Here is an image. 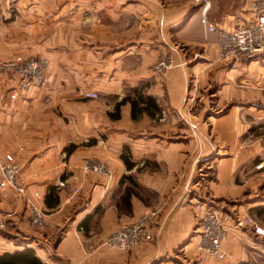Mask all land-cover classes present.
Listing matches in <instances>:
<instances>
[{
  "label": "crops",
  "instance_id": "1",
  "mask_svg": "<svg viewBox=\"0 0 264 264\" xmlns=\"http://www.w3.org/2000/svg\"><path fill=\"white\" fill-rule=\"evenodd\" d=\"M255 1L212 0L209 20L229 31L252 19ZM165 53L173 64L156 68ZM16 54L46 58L48 74L25 101L0 81V160L12 153L25 181L23 195L0 189V254L30 247L43 264H261L264 236L251 225L230 229L224 257L201 251L188 199L228 214V224L264 215V170L250 171L264 157V54L219 59L217 33L193 0H0V60ZM85 158L108 173L85 170ZM27 201L43 211L41 228ZM151 209L150 239L130 250L105 244Z\"/></svg>",
  "mask_w": 264,
  "mask_h": 264
},
{
  "label": "built area",
  "instance_id": "2",
  "mask_svg": "<svg viewBox=\"0 0 264 264\" xmlns=\"http://www.w3.org/2000/svg\"><path fill=\"white\" fill-rule=\"evenodd\" d=\"M200 6L201 22L209 30L216 31L219 59H236L239 57H253L264 50V1L253 3V16L249 22L239 23L227 31L216 27L205 16L208 0H193ZM261 3V4H259ZM173 64V58L165 53L158 60L156 68L166 69ZM48 61L40 56H25L16 54L8 59L0 60V81L9 84L10 96L21 97L25 101V95L33 88L41 87L47 81ZM87 97H96L97 93L87 91ZM83 168L94 173H108L104 162L95 158H85ZM264 170V157L256 160L251 172ZM0 189L10 188L17 194L25 193V181L20 175V166L14 155L10 152L4 154L0 160ZM78 189H75L77 191ZM37 195L38 192L34 191ZM188 203H191L199 213L196 234L198 236L197 247L206 254L222 258L225 253L222 243L230 229L251 225L252 230L264 236V227L253 223L250 218L236 217L232 224L226 222L228 214L218 212L215 207L204 200L190 195ZM29 209V222L36 227H42L45 223L43 211L32 201H27ZM157 211L151 209L141 215L136 221L123 223L110 232L105 238V244L109 247L130 250L141 241L151 238V222ZM7 225V217L0 216V229Z\"/></svg>",
  "mask_w": 264,
  "mask_h": 264
},
{
  "label": "trees",
  "instance_id": "3",
  "mask_svg": "<svg viewBox=\"0 0 264 264\" xmlns=\"http://www.w3.org/2000/svg\"><path fill=\"white\" fill-rule=\"evenodd\" d=\"M125 101V99L123 100ZM121 101V102H123ZM121 102H118L116 105V111L119 109V104ZM135 101H131L132 104V111L135 107ZM97 142L96 138L89 139L86 143L87 145L95 144ZM75 144H70L69 147H67L66 152L69 154L74 148ZM130 150L128 147H124V150L121 153V158L124 161L127 168L132 167V162L129 158ZM56 186L51 185L48 189V193L46 194V201L48 199L49 203V197L53 196V192L55 191ZM260 212H264V207H260ZM0 264H43L41 260L36 256L34 250L30 247H25L24 249L20 251H14V252H4L3 254H0ZM241 264H255L254 262H242Z\"/></svg>",
  "mask_w": 264,
  "mask_h": 264
},
{
  "label": "rangeland",
  "instance_id": "4",
  "mask_svg": "<svg viewBox=\"0 0 264 264\" xmlns=\"http://www.w3.org/2000/svg\"><path fill=\"white\" fill-rule=\"evenodd\" d=\"M259 1L262 2L264 0H259ZM262 3H264V2H262ZM259 4H261V3H259ZM262 54H264V50H262L260 53H258L257 55H255L253 57H240V58H250L251 59V58H256ZM245 218H250L253 221V223H255V224H259V223L264 224V215H258V214L254 213V214H249V215L245 216ZM36 228H41V227H36ZM260 263L264 264V258H262V260H260Z\"/></svg>",
  "mask_w": 264,
  "mask_h": 264
},
{
  "label": "water",
  "instance_id": "5",
  "mask_svg": "<svg viewBox=\"0 0 264 264\" xmlns=\"http://www.w3.org/2000/svg\"><path fill=\"white\" fill-rule=\"evenodd\" d=\"M212 6V0H208V6L205 10V16L209 19L210 18V9Z\"/></svg>",
  "mask_w": 264,
  "mask_h": 264
}]
</instances>
